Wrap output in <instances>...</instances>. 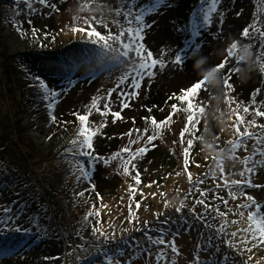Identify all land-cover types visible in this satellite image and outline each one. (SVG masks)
<instances>
[{"label": "rangeland", "instance_id": "obj_1", "mask_svg": "<svg viewBox=\"0 0 264 264\" xmlns=\"http://www.w3.org/2000/svg\"><path fill=\"white\" fill-rule=\"evenodd\" d=\"M6 1L0 0V4H2V6L0 5L1 15L6 13L7 10L18 11L21 8L19 12L21 14L26 12L28 19L26 20V17L20 16V18L14 20L7 18V16L0 17V91L3 89V82L10 85L6 96L7 94L13 95L14 91H17L18 97L14 102L21 101L28 110L17 108L16 113L8 117L6 114L7 107L3 108L0 101V215L4 214V208L6 207L11 208L10 214L13 216L23 208V213L15 223L22 228H31L33 235L28 238L29 244L22 248L19 253L8 257L7 261L4 258L0 259V264H19L28 258L30 259V257H34L37 252L40 253V260H36V264H105V252L116 248L122 240L128 241L129 246L125 248L124 255L119 258L120 264H127L128 260L141 251L140 246L151 248V255L148 252H143L139 258L132 260V264H156L155 256L160 249H164L165 245L150 246L144 233L148 232L149 235L155 238L159 235L157 230L160 228H163L167 233L165 243L171 241L173 234L176 233L175 243L179 251V255L176 256V264H194L197 252H199L201 260H215L217 264H223L225 256L228 257L227 264H244L248 256H252L249 264H264V245L253 248L251 253L247 251L241 253V249L245 246L240 244L239 241L244 235L242 229L248 226L247 213L249 210H237L236 205L247 201L245 197H239L236 200L229 199L228 189L223 185L222 176L229 181L241 179L239 172L243 170L244 166L239 160H226L223 174L217 168L215 180L205 179V174L209 171V168H215L214 156H209L203 151L201 141H194L187 170L191 172L193 177L191 183L184 168L182 147L187 146V140L190 136L187 133L184 135L182 146L181 132L187 124V113L182 109L186 107L187 102H181L177 98L183 95L194 82L202 79L193 68L194 60L191 55L181 64L173 63L177 54L184 55L182 49L185 42H181V35L184 31V18H180V28L176 34L172 32V23H168L165 27L160 25L161 22L167 20V18H161L162 15L154 18L152 14H149L145 18L146 23H150V21L155 23L152 24L150 29H145L143 43L153 52L154 58L164 60L166 67L161 71L157 66L154 70V78L144 79L137 95L126 101L129 107L125 109L122 107L119 92L121 89L130 90L127 84L121 86V88H116L117 80L123 69L119 72L117 71L118 68L112 71L107 70L106 74H104L106 71L104 69L100 71L102 76L95 75V78L92 77L93 79L86 76L75 78L81 74L79 71L75 73L73 78L75 83L71 87L67 85V82L57 86L54 82L58 76L51 69L38 66L35 57L27 59L28 55H23L25 51L30 52L29 55L32 54L31 51H35L38 57L51 56L56 57L57 60H61L65 56H70L73 60L78 56H86L83 53L85 48L81 49L83 43L82 45L77 43L80 40H85V34H74L70 30L71 27L84 26L83 18L95 16L99 19L101 13H103L105 20L119 19L120 23L123 24V16L117 18L114 14H110V9L118 7L117 0H94L88 10L81 7L85 0H50V4L55 3L57 5V11H53L50 6L34 3L32 7L36 9V12L31 14H29L24 3L11 0L14 1L13 5L7 7L5 6ZM98 4L104 7H97ZM207 6V0H205L204 7ZM200 7L201 2L196 1L195 5L188 9L191 17L188 20V28L183 34L184 40L191 35L193 13ZM125 8H127V5H125ZM221 13H223V16H221ZM75 16H79L81 19L74 21L73 17ZM29 20L31 23L28 22ZM17 22L23 23V31L26 33L24 36H21L17 31L15 27ZM252 25H255L260 31H264V0H221V3L217 5V11L212 14V23L201 29V35L195 37V40L201 43V49L198 53L209 58L205 67L218 66L224 62L228 58L227 49L233 42L253 45L251 50L257 53H253L255 61L253 68L260 71L259 74L262 76V84L259 87L258 96L255 98V104L259 109H262L261 111H264V72L260 70V63L264 62V56H261L260 61L257 60L258 54L264 52V48L261 47L264 38L260 37L259 32L250 27ZM93 26H95L94 22ZM109 27L113 33L117 32L115 25L109 23ZM166 27H170L172 34L167 33ZM33 28L37 30L35 36L32 33ZM245 28H249L251 33L249 38L242 35ZM97 30L104 32L102 27H98ZM78 47H80V50L75 51V48L78 49ZM221 52L224 54L221 55ZM97 60H99L98 57ZM55 67L57 68L58 65L55 64ZM237 67L245 66L242 62L237 64L235 57L229 58V63L221 72V75H229ZM35 75L43 78L51 89L60 91L62 87L67 88L66 92L61 91L60 96L57 97L58 103L53 113L57 117L56 122L50 120L49 111L46 107L48 101L40 99L37 82L32 79V76ZM235 77L236 74L231 75L230 80ZM113 88H116V91L112 92L109 99V90ZM234 93L236 91H232V88L226 90L224 87V98L219 105L218 112L215 111L216 104L209 103V100H211L209 97L215 94V90L210 88V91H205L202 86L199 95L194 100V103L209 108L201 117L195 134L196 136L201 134L204 136L210 132L211 136L215 138L216 147L219 146L218 149H229L230 145L227 141L236 138L233 125L238 115L244 116L245 124L255 118L257 127L249 128V131L258 132L260 130L258 125L264 124V117H254L257 108L249 109L247 114L243 112L241 107H239L238 112L233 111L239 104L238 98L233 95ZM254 94L251 93L250 100H247L248 97L245 100L249 108H254L252 106ZM94 96H102L98 101L101 111L104 110V104L108 103L111 110L113 112L120 111L122 117L113 122L114 118L111 114L102 116L95 110L89 117L90 124L94 122L97 125H105L94 138L95 152H98L97 155L101 157L107 158L114 153H108L110 148L107 150V147L101 146L102 140L107 145L111 143L115 136H118L119 143L110 147L118 146L121 149L129 144L130 139L133 140V137H135L133 133V137L126 134L132 131L131 126L134 127L132 120H139L138 117L142 114H147L145 117L155 116L157 123L162 124L169 116L172 117L171 122L164 124V127L159 130L160 147L158 154L155 153L154 148L149 147L152 149L151 151L147 152L143 158H137L134 161L137 164L142 160L140 164L143 165V167L137 168L142 173L141 184L138 187L131 176L118 173L115 165L112 167L105 165V168L97 165L98 169H102V173L110 178L109 182L116 183L117 181V186L114 185L107 192L95 191L96 183L93 180L87 182L83 178L78 181L79 173L77 172L78 174L75 173L77 175L75 176L76 180L74 182L76 184L73 185L74 188H68L71 184L68 178H65V172L66 170L69 171L67 169L69 162L77 161L65 152L73 139L68 137L70 132L68 128L74 125L72 129L78 131L79 121L73 113L86 114L87 106L92 103ZM167 98L171 99L169 104L166 102ZM228 101H231V103ZM154 103H157L155 108L149 110ZM15 104L17 105V103ZM173 105L181 110L175 112ZM213 112H215V115L223 113V123L214 118ZM162 116H164L163 121L159 118ZM139 126L142 128L137 129L140 130V134H143V139L132 145L135 150L139 146L143 147L145 145L148 135L154 134L151 120L147 119L145 124L142 122ZM146 128L148 131L144 134ZM243 130L244 125H241V131ZM137 135L136 132V139ZM54 143L56 144L51 148L50 145ZM254 144L255 140H249L246 146L247 150L244 148L239 149L236 153L239 159L251 155ZM155 156L157 160H164L162 161V169H159V177L155 176L150 182L152 186L147 187L145 180L150 177V160H155ZM259 158V156L256 157V159ZM77 159L86 160V158ZM197 164L199 167L196 166ZM158 165L160 166V164ZM131 170V166H129V171ZM41 174L44 177L41 178ZM118 174L122 177H115ZM197 178L204 180L199 185V189L207 193L206 197H201L200 191H196ZM59 179L61 183L66 181L65 184L67 185L62 186ZM46 180H50L49 184L51 186L49 185V188L51 187L52 192L60 193L61 196L65 195L64 200L68 203L67 208L70 214L67 215L66 221L71 225L74 232L72 231L70 236L72 238L71 245L67 246L66 243L62 242L63 249L61 246L57 247L56 245V239L59 240L61 237L64 241L66 240L63 231L59 232V229L55 228V230L51 229L52 232L47 233L43 223L47 217L44 216L42 211L35 210L36 206L44 204L49 199L46 186H44ZM253 183L264 185V168L257 170L253 177ZM217 184L220 185L219 188ZM92 185H94V188ZM130 186L136 189L134 199H132ZM190 189L192 191L189 195ZM141 191L144 193L143 197L140 195ZM81 192L85 193L84 196L78 195ZM245 193L251 195L258 203L264 204V187L246 188ZM216 196L227 199L228 205L225 206L223 200L214 199ZM197 199H204L205 204L209 205L207 213H205L204 205L195 204ZM77 200L82 203L87 202L86 206L90 207L91 211L98 210L101 212V215L98 216L101 222L99 227L109 235L115 233L114 241L105 242L104 237L97 238L92 233L93 227L81 222V218L74 209ZM136 202H140L139 210L135 208ZM130 204L137 217L131 222H129ZM217 204L220 206L219 211L225 212L226 217L213 218L216 215L213 209ZM181 205H183L181 211L177 212L176 209ZM193 208L194 211H192ZM229 208L232 210L231 212L228 211ZM76 209L80 212V215L84 212L80 208ZM103 210L105 211L103 212ZM239 211L244 212L243 217L239 215ZM261 211H264V208ZM200 214H205L206 218L199 219ZM32 217L38 219V227L41 232H46V235L40 236L39 239H37L39 235L37 225L30 221ZM95 217L97 216L91 218L95 219ZM224 219L229 222L227 231L229 233L237 232V237L233 241L237 244L236 248H231L225 243V241L232 239L230 236H218L216 234V229L219 228ZM62 220L65 221V218H62ZM165 220H167V223H162ZM233 220L237 223L232 224ZM206 224H211L213 227H206ZM149 229L152 230L149 231ZM9 236L12 237L15 243L26 238L20 233L9 231L0 235V244L8 245L6 237ZM66 242L68 243L67 240ZM246 247H251V244ZM173 255L176 254L169 247L167 249V260L161 261L160 264H171Z\"/></svg>", "mask_w": 264, "mask_h": 264}, {"label": "snow or ice", "instance_id": "obj_2", "mask_svg": "<svg viewBox=\"0 0 264 264\" xmlns=\"http://www.w3.org/2000/svg\"><path fill=\"white\" fill-rule=\"evenodd\" d=\"M18 3H24L29 12L35 13L36 9L32 7L34 3H39L45 6H50L53 11H57V5L55 3L50 4V0H17ZM94 0H85V3L81 5L82 9L88 10L91 8ZM139 0H117L118 7L114 9H110V14H114L115 17L119 18L121 16L124 17V23L121 24L119 19H113L111 21L105 20L103 13L99 19L95 16L83 18L84 26H72L71 31L75 33L85 34L84 43H90L92 45H96L95 49L91 51L98 57V59L105 64V70L112 71L114 69L120 68L123 69L121 76L118 78L116 83V88H121V86L127 84L128 89L130 91H125L121 89L119 92V97L122 102L123 108H128L129 104L126 102L130 100L132 97L137 95L138 90L141 87V83L145 78H154L155 72L154 70L159 66L160 70L166 67V64L162 58H154V54L150 51L145 44L143 43L145 39V29H150L152 27V23H146L145 18L151 14L155 13L161 5H165L167 0H153L151 5H145L139 7L137 9V4ZM221 3V0H207V7H204L205 0H201V7L193 13V20L191 23V34L193 39L186 40L185 46L182 49L184 55L181 56L177 54L175 56V60L173 63L181 64L184 60H186L190 55L193 56L198 53L201 49V43H198L195 40V37H199L201 35V29L206 28V26L212 23V14L217 11V5ZM127 5V8H125ZM97 7H104L102 5H97ZM223 16V13H221ZM81 17L75 16L73 17L74 21H79ZM199 21V22H198ZM31 23V21H28ZM93 22L95 26H93ZM109 23L115 25L117 28V32L113 33L111 28L109 27ZM17 31L24 36L26 33L23 31V23L17 22L15 24ZM98 27H102L104 32L97 30ZM255 31L259 32L260 37L264 38V31H260L255 27V25L250 26ZM37 30L32 29V33L35 36ZM243 37L249 38L251 33L249 28H245L242 33ZM249 48L253 47V45H247ZM261 47L264 48V40H262ZM239 51V46L237 43H232L230 47L227 49L228 58L225 59L218 66H214L218 72H222L226 65L229 63V58L235 57L237 64L241 62L239 55L237 54ZM261 56H264V52H261L257 56V60L260 61ZM260 70L264 72V62L260 63ZM232 71H238V67L233 69ZM96 74H93V78H95ZM37 82V87L40 93V99L44 101H48L46 107L49 111L50 120L52 122L57 121V117L53 114L55 107L58 103L57 97L60 96L61 91L66 92L67 88H61L60 91L49 88V85L45 82L43 78L38 75L32 76ZM222 79L224 82V87L226 90H230L232 85L228 82L230 79V75H222ZM65 80L67 85L71 87L75 81L72 79L71 74L65 75ZM130 81V83H129ZM204 87L205 91H210V86L208 82L204 79H200L198 82H194L191 87H189L183 95L179 96L177 99L181 102H187L186 107L182 110L187 113L186 121L187 124L183 128L181 132V145L184 144V135L189 134L190 138L187 140V146L182 147L183 159H184V168L187 172L188 180L192 182V174L187 171L189 167V158L190 152L194 147V141H201L203 135L196 136L197 125L200 123L201 117L204 116L206 111V106H201V104L194 103L195 98L199 95L200 90ZM116 88L110 89L108 93V98L110 99L112 92L116 91ZM100 97L94 96L92 98V103L87 106V113L80 114L79 112H74L73 115L79 121V128L74 137L70 141V146L65 149L66 154L70 155L73 159L77 160L76 170L79 172V176L77 177L78 181L83 178L87 182H91L93 173L95 170V165L98 162H103L105 165H108L111 161H120V167L122 168L123 175L131 176L132 180L135 181L136 186L138 187L141 184V174L137 170V165L134 161L137 158H143L147 152L152 149L148 147V145H152L155 147L152 142L157 139L160 135V129L164 127V124H168L171 122L172 117L169 116L168 119L162 123H157V121L153 118L151 120V125L153 126V135H148L147 140L145 141V145L143 147L137 148L135 151L132 150V145L137 144L141 139H143V134H140V130L136 129L135 131L138 133L136 140H129V144L125 146L123 149L118 151L117 153L112 154L111 156L105 158L98 155H94V138L101 132L102 128L105 126L104 124L97 125L94 122L90 124L89 117L91 116L93 110L99 112L102 116H107L111 114L113 116V122L118 119H121L120 111L113 112L109 107L108 103L104 104V110L101 111L98 101ZM231 103V101H228ZM253 103H255V99H253ZM173 110L175 112L180 111L181 109L177 108L176 105H173ZM239 105H237L236 109L233 111L238 112ZM243 112L247 114L249 112L248 107L243 108ZM254 117H264V111L256 109L254 112ZM67 123V122H65ZM241 125H244V130L241 131ZM235 129L236 138L234 140H229L227 143L230 145L228 151L231 154L232 160H239V162L244 166L243 170L239 172V176L241 179L236 180L233 179L229 181L227 178L222 176L223 185L228 189V197L231 200H236L239 197H245L246 203H241L236 205L237 210L244 209L249 210L247 213V222L248 226L242 229L244 235L240 238V244L245 247L241 249V253L247 251L249 253L252 252L253 248L260 247L264 245V211H261L264 208V204L258 203L251 195H246V188H261L264 185H259L253 183V177L256 174L257 170L260 168H264V124L258 125L260 129L258 132L249 131V128L257 127L256 120L253 118L249 120L247 124H245L244 116L238 115L235 124L233 125ZM148 129L144 130V134H146ZM126 135L129 137L132 136V131H129ZM249 140H255V144L253 145V152L251 155H246L243 159H239L236 155L237 151L241 148L247 150V143ZM219 147V146H217ZM222 150V148H220ZM125 153L127 156L125 157ZM259 156V159L256 157ZM77 158H87L85 159H77ZM215 161V168L210 167L209 171L205 174V179L211 178L213 180L216 179V169L218 168L220 173L223 174L225 171L223 160H217L215 157L213 158ZM87 164V167L85 166ZM129 166L135 172V175L129 171ZM199 167V165H196ZM204 180L197 178L196 180V191H200L199 185L202 184ZM147 187H151L152 184L149 183L146 185ZM94 188V185H92ZM219 188L220 185L217 184ZM236 189L235 191L233 189ZM132 191V199L135 198L136 189L131 188ZM192 189L189 190V195L191 194ZM84 192L79 193V196H84ZM140 195L143 197L144 193L141 191ZM201 197H206L207 193L200 191ZM214 199L223 200V204L225 206L228 205V200L223 199L222 197L216 196ZM15 203V202H14ZM195 204L204 205L205 213H207L209 205L205 204L204 199H197ZM140 202H136L135 208L139 210ZM95 207V206H94ZM183 205L176 209L177 212L181 211ZM219 205L217 204L213 209L215 211V216L217 217H226L225 212L219 211ZM11 208H4V214L0 215V235H3L5 232H14L20 233L24 235L26 238L17 243H10L8 245L0 244V259L8 258L15 256L20 252L22 248L29 244V239L33 233L31 228H22L20 225H16L15 221L19 219V216L23 213V208H21L15 216L11 215ZM194 211V208L192 209ZM229 212L232 210L229 208ZM99 211H89L84 217L85 220H88L89 217L99 216ZM239 215L241 217L244 216L243 211H239ZM159 216V214H158ZM136 212L132 210L131 204L129 205V222L136 219ZM199 219H205V214H200ZM31 223L37 225V232L39 235L37 239L42 235H46V232H41L38 227V219L36 217L30 218ZM11 222V223H10ZM97 224L100 223L99 220L96 221ZM162 223H167V220ZM227 219L220 224L219 228L216 229V234L230 236L232 239L225 241L231 248H236L237 244L234 243V239L237 237V232H228ZM232 224H236L237 221L233 220ZM206 227H213L211 224H206ZM139 230V229H137ZM152 229H149L151 231ZM159 235L155 238L149 235L148 232H145L144 235L147 238L150 246L155 245H165L164 249H160L155 256L156 264H160L161 261L167 260V249L170 247L171 251L176 254L173 255L171 259V264H176V256L179 255L178 248L175 243V235L173 234V239L168 243H165V236L167 233L163 228L157 230ZM92 233L94 236L104 237L105 242L109 240H115V233L109 235L101 227H93ZM98 234V235H97ZM248 244H251V247H246ZM30 246V245H29ZM129 246L128 241L122 240L120 245H117L116 248L110 249L105 252V264H120V257L124 255L125 248ZM141 251L137 252L130 260L127 261V264H132V260L139 258V256L143 252H148L151 255V248H143L140 246ZM111 253V254H109ZM228 257H224L223 264H227ZM252 260V256H248V259L244 262V264H249V261ZM194 264H217L215 260L203 261L199 258V252L196 254V258Z\"/></svg>", "mask_w": 264, "mask_h": 264}, {"label": "trees", "instance_id": "obj_3", "mask_svg": "<svg viewBox=\"0 0 264 264\" xmlns=\"http://www.w3.org/2000/svg\"><path fill=\"white\" fill-rule=\"evenodd\" d=\"M196 1H198V3L201 2V0H167V3L165 5H161V7L155 13H151V14H152V16L154 18H156L158 15H162L161 18H167V20L165 22H161L160 25L165 27L168 23H172L173 24V31H172L173 34H176L177 31L179 30V28H180L179 27V21H180V18L183 17L184 18V22H183L184 31H183V34H184L185 30L188 28V24H189L188 20L191 17V15H189L190 13H188V9L191 8L192 6H194ZM6 2L7 3H5V6L11 7L13 5L14 1L7 0ZM152 3H153V0H139V3L137 4V7L139 8V7H142V6H145V5H151ZM0 5L2 6V4H0ZM19 10L18 11L7 10V11H5L6 13H4L3 15L0 14V17L3 18V17L7 16V18H10L11 20H14V19H17L20 16V17H26L25 19L27 20L28 19L27 18L28 14L25 11H24L25 14L24 13L21 14L19 12ZM10 12H11V14H9ZM150 23H152V21H150ZM166 29H167V33L168 34H170V33L172 34V32H170V27H166ZM183 34L181 35V42L182 43H184L186 40L193 39V36L191 34L189 36V38L184 40ZM83 41L84 40H80L77 43L81 44V45L83 43V45L81 46V49L85 48L84 49L85 51L83 53L86 56H84V57L78 56L77 58H75V60H73L72 57H70V56L69 57L65 56L61 60H57L56 57H51V56L50 57H43V56L38 57V55H37V53L35 51H31V53H32L31 55H29L30 52L25 51L23 55H28L27 59H32L31 57H35L36 63H37L38 66H41L42 68L51 69V71L55 75L58 76L56 78L55 82H54V84L57 85V86H60V84H62V83H66V80H65V75L66 74H71V77L73 79L75 73H77L79 71H80L81 74H79L75 78L81 77V76H83V77L86 76V77H90L91 79H93L92 78L93 74H96L99 77L102 76L100 71L105 69V64L101 63L99 60H97V56L94 54L93 51H91L92 49H95L97 46L96 45H92L90 43H84ZM78 50H80V47H78V49L75 48V51H78ZM253 53L257 54L255 51ZM55 64L58 65L57 68L55 67ZM93 64H95V65H93ZM51 65H52V67L50 68ZM120 70L121 69L118 68L117 71L119 72ZM106 72H107V70L105 71L104 74H106ZM238 73H239L238 71H236V72L231 71L229 73L230 79H231V75L236 74V77L233 80L229 79L228 82L232 85V91L233 90L236 91V93H234L233 95L236 98H238L237 100L239 101V104H237V105H239L241 108H244V107H248V104L245 102V100H246L247 97H248L247 100H250L251 93H255L254 94V98H252V100L255 99L258 96L257 93L259 91V87L262 84V76L259 74L260 71H256L255 68H253V70H251L248 73V77L246 79H241L240 75ZM237 74H238V77H237ZM2 86H3V89H1V91H0V101H1V104H2L3 108L7 107L6 114H7L8 117L14 115V113H16L15 111L18 110L17 108H23V109L28 110L27 107H25L23 105L24 103L23 104L21 103V101L14 102L16 100V98L18 97L17 91L16 92L14 91L13 95L7 94V96H6V92L10 88V85H8L5 82H3ZM222 87L224 89V85H222ZM15 88H16V86H15ZM12 89H13V87H12ZM212 96L213 95H211L209 98H211ZM98 97L102 98V96H98ZM166 100H167L166 101L167 104H169L171 99L167 98ZM212 102L215 103L214 100H212V99L209 100V103L212 104ZM15 103H17V105ZM156 104L157 103H154V105H151V108H149V110L154 109ZM114 105H115V103H114ZM252 106H254V108L253 107H251V108L248 107V108L250 110L258 108L257 104H255L253 102H252ZM167 107H168V105H167ZM207 110H209V108H206V111ZM259 110H262V109H259ZM160 114H161V112H160ZM146 115L147 114H142L141 116L138 117L139 120H137V121H133L132 120V123L134 124V127L131 126V125L130 126H131V130H132L133 136H135V137L132 136L133 140H136V131H135V129L142 128V127L139 126L140 123L143 122V124H145V120H147V119L148 120H152L153 118L156 119L155 116L145 117ZM159 118H161L160 120H162V121L164 120V116L159 117ZM73 126H69V128H68V129H70L68 137H71V138L76 137V134H77L76 129H72ZM118 138H119L118 136H115L114 139L111 141V143L107 144V145H106V142L102 140L101 141L102 142L101 146L107 147V150L110 148L108 153H110V152L117 153L118 151L121 150V147L116 146V147L112 148L110 146L119 143V139ZM159 143H160V141L157 138V139H155L152 142V144H154L155 147H152V145H148V147L154 148V150H156L155 153L158 154V149L160 147ZM55 144L56 143H54L53 145H50V147L53 148V146ZM139 147H141V146H139ZM132 150L135 151V148L134 149L132 148ZM95 151L96 150H95V147H94V155H97L98 152H95ZM108 153H107V155H108ZM124 155L126 157L127 153H125ZM156 156H155V160L154 159L150 160L151 172H150L149 179L145 180V184L146 185L149 184L153 180V178H155V176L159 177V175H160L159 169H162V161H164V160L163 159L157 160ZM113 162H114V164H113ZM141 162H142V160H140L136 164L137 168L143 167V165L140 164ZM76 163H77V161L69 162V167L67 168L69 171L66 170V172H65V176H66L65 178H68V180H69V182L71 184V185L68 186L69 189L70 188H74L73 185L76 184V182H74L76 180L75 176L79 173L76 170ZM158 164H160V166ZM97 165H98V167L105 168V164L103 162H98L96 164V166H95V170H94L93 177H92V180L97 185V187H95V191L107 192L108 190L112 189L114 187V185L117 186V184H118L117 181H116V183L115 182H109L108 180L110 178H108L106 174H103L102 171H101L102 169H98ZM113 165H115V167L117 168V172L122 174V168L120 167L119 160L111 161L108 164V166H111V167ZM148 165L149 164L147 163V166ZM85 166L87 167V164H85ZM105 172H107V171H105ZM130 172L132 173V175L135 174V172L133 170H131ZM73 173L74 174L77 173V174L74 175ZM140 174L142 175L141 172H140ZM40 177L42 178V177H44V175L41 174ZM115 177H122V175L118 174ZM65 182L66 181H62V183H61V180L59 179V183H61L62 186L67 185V184H65ZM49 183H50V180H46L45 181V185H44V186H46L49 199H47V202H45L44 204H39L38 206H36L35 210L36 211L37 210L42 211L44 216L47 217L46 221H49V222L48 223L46 221L43 222L45 224V228L47 230V233L49 231L52 232V230H55V228H58L59 232L63 231L64 236H65L66 240L68 241V243L66 242V240L64 241L61 237H60L59 240L56 239L57 247L61 246V248L63 249L62 242L66 243L67 246L71 245V243H72V238L70 236H71V233H72L73 230L71 228V225H69L68 222L66 221L67 215L70 214L69 211H68V208H67L68 203L64 200L65 195L61 196L60 193L57 194L55 192H52V190L50 189L51 187L49 188V185H50ZM76 202H77V205L75 206L74 209L77 212L78 216L81 218V222L85 223V224H88V226H91V227H94V226L95 227H99L101 222L99 224H97L96 221L99 220L100 217H95V219H92L91 217H89L88 220L84 219L86 214L89 211H91L90 207L86 206L87 202L82 203L79 200H77ZM76 208H80L81 211L84 210L82 215H80V212H78V210ZM104 211L105 210H103V212ZM99 213L101 215V212H99ZM74 216H75V214H74ZM57 217L59 218V220H58ZM62 218H65V221H63ZM47 225H48V227H47ZM50 226H51V228H50ZM6 240H8L7 244L15 243V241H13L12 237H10V236L6 237ZM39 254L40 253L37 252V253L34 254V257H30V259L28 258L27 260H24V261L20 262L19 264H36V260L37 261L40 260L39 259ZM8 259L9 258H7V259L4 258V260H6V261Z\"/></svg>", "mask_w": 264, "mask_h": 264}, {"label": "clouds", "instance_id": "obj_4", "mask_svg": "<svg viewBox=\"0 0 264 264\" xmlns=\"http://www.w3.org/2000/svg\"><path fill=\"white\" fill-rule=\"evenodd\" d=\"M237 43L239 46L238 55L241 59V62L246 67H240L238 68V72L241 79H246L248 77V73L253 70V66L255 64V61L253 59V52L251 48H249L247 45L239 44V42H233ZM224 53L221 52V55ZM194 60L193 68L197 71L198 75L206 80L208 82V85L211 89L215 90V94L211 97L212 100L215 101L216 109L215 111H219V105L222 102L224 98V89L222 87L223 85V79L220 72H218L214 66L205 67V65L208 64V57L204 56L201 53H196L191 57ZM214 118L221 123H223L222 117L223 113L220 115H215V112L212 113ZM201 145L203 151H205L209 156H214L217 160H231V154L228 151V149H218L216 147L215 138L211 136L210 132L206 133L203 138L201 139Z\"/></svg>", "mask_w": 264, "mask_h": 264}]
</instances>
